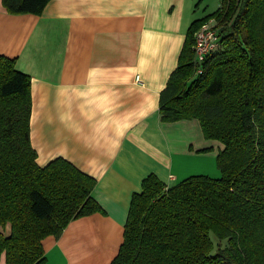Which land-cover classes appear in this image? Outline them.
Masks as SVG:
<instances>
[{
	"label": "trees",
	"instance_id": "obj_1",
	"mask_svg": "<svg viewBox=\"0 0 264 264\" xmlns=\"http://www.w3.org/2000/svg\"><path fill=\"white\" fill-rule=\"evenodd\" d=\"M49 1L3 0L19 14H39ZM210 18L221 45L197 73L195 35ZM160 113L166 122L198 119L204 136L222 143L216 157L222 176L194 174L170 187L147 176L132 196L111 264H264V0H222L192 22L161 91ZM31 116L30 75L0 55V225L11 229L0 231L6 264H46L44 238L103 211L94 177L62 157L37 163Z\"/></svg>",
	"mask_w": 264,
	"mask_h": 264
},
{
	"label": "crops",
	"instance_id": "obj_2",
	"mask_svg": "<svg viewBox=\"0 0 264 264\" xmlns=\"http://www.w3.org/2000/svg\"><path fill=\"white\" fill-rule=\"evenodd\" d=\"M211 9L212 0H50L39 14H19L0 0V55L31 77L36 161L62 157L94 177L103 209L44 238L46 264H111L147 176L170 187L211 175L191 166L216 162L222 143L198 119L160 113L188 29Z\"/></svg>",
	"mask_w": 264,
	"mask_h": 264
},
{
	"label": "built area",
	"instance_id": "obj_3",
	"mask_svg": "<svg viewBox=\"0 0 264 264\" xmlns=\"http://www.w3.org/2000/svg\"><path fill=\"white\" fill-rule=\"evenodd\" d=\"M217 20L215 18H210L205 21L195 35V43L193 49L195 52V65L197 73L203 71L201 64L206 59V57L215 52L220 47V35L219 30L216 27ZM140 77L137 76L139 81Z\"/></svg>",
	"mask_w": 264,
	"mask_h": 264
},
{
	"label": "rangeland",
	"instance_id": "obj_4",
	"mask_svg": "<svg viewBox=\"0 0 264 264\" xmlns=\"http://www.w3.org/2000/svg\"><path fill=\"white\" fill-rule=\"evenodd\" d=\"M222 0H212V4H213V11L217 10L220 3H221ZM195 167L199 170H204L205 172H209V174H211L210 176L212 177H215L217 178L218 177H221L222 174H221V171L219 170L218 166H217V163L215 161H212V160H209V159H205L199 166H196V165H192L191 167ZM217 172L216 175H214L212 173V170H214ZM219 174V175H217ZM0 230L1 232H3L5 235H8L10 233V224H6V225H0ZM212 237L214 239V241L216 240V237L212 234Z\"/></svg>",
	"mask_w": 264,
	"mask_h": 264
}]
</instances>
